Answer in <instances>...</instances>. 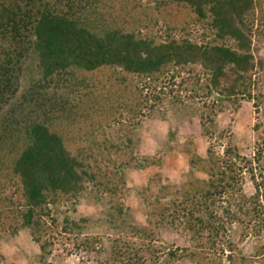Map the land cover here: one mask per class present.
<instances>
[{
  "label": "trees",
  "instance_id": "trees-1",
  "mask_svg": "<svg viewBox=\"0 0 264 264\" xmlns=\"http://www.w3.org/2000/svg\"><path fill=\"white\" fill-rule=\"evenodd\" d=\"M263 40L264 0H0V264L3 242L22 236L37 246L29 264L64 238L84 264H264V145L249 159L185 143L179 190L162 183L168 149L139 153L144 121L167 106L212 101L201 117L212 135L226 109L264 105ZM139 178L136 212L125 199ZM82 198L103 220L65 209ZM96 226L108 243L88 235ZM164 229L193 249L164 244Z\"/></svg>",
  "mask_w": 264,
  "mask_h": 264
},
{
  "label": "rangeland",
  "instance_id": "rangeland-1",
  "mask_svg": "<svg viewBox=\"0 0 264 264\" xmlns=\"http://www.w3.org/2000/svg\"><path fill=\"white\" fill-rule=\"evenodd\" d=\"M260 51L259 55L264 58V40L258 43ZM264 76V72H262ZM264 86V81H263ZM210 102L206 100H197L196 102L186 101L185 107L170 108L161 113V118L148 119L143 123V131L148 130V136H142V144L139 150L141 156L154 157L159 159L162 157L165 150L171 152L165 157V174L162 176V183L166 186L173 185L179 190L186 181V176L190 172L188 164L183 153L184 144L193 141L195 148L201 156L206 157L210 148H213L217 154L222 155L227 147L235 146L245 158L253 159L255 154L264 145V105L259 108L253 102H243L239 108L231 107L225 112L214 118L215 128L212 135H206L205 126L201 120L202 114L206 113V119L210 113ZM206 103V106L204 105ZM207 127L210 126L211 119L207 120ZM261 125L258 131L256 126ZM183 148V149H182ZM181 149V153L179 152ZM144 179L137 180V183L129 182L130 192L125 199V204L138 212L144 208L139 190ZM245 193L252 195L254 193V185L249 176L245 184ZM138 194V195H137ZM173 197H168L170 199ZM69 213H75L80 217H93L95 220H103L101 210H97L88 198H82L76 206V210L71 207H65ZM143 223L144 220L140 215L136 216ZM103 226L102 222L97 225ZM100 226H96L90 236L102 235L107 242L111 232L106 233V230ZM243 230H238V237H241ZM107 235V236H106ZM161 236L164 244L174 246L175 248L193 249V245L189 236L183 234L181 230H161ZM108 243V242H107ZM259 245V240L252 235L244 238L242 243H239V249L247 257L252 255ZM20 247L23 249L21 250ZM2 252L6 259V264H29V258L37 254V246L31 243L28 237L22 236L18 242L7 238L2 244ZM228 255L225 253L224 257ZM87 256L77 250L73 241L69 238H64L56 243V249L50 257L47 264H84L87 262ZM225 264H229L227 260ZM38 264V263H37ZM181 264H191L184 261ZM238 264V263H235ZM256 264H263L256 262Z\"/></svg>",
  "mask_w": 264,
  "mask_h": 264
}]
</instances>
